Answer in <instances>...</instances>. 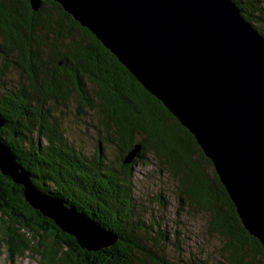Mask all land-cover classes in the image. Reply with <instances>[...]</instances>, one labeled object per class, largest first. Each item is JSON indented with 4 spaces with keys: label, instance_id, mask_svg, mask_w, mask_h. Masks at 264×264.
<instances>
[{
    "label": "trees",
    "instance_id": "obj_1",
    "mask_svg": "<svg viewBox=\"0 0 264 264\" xmlns=\"http://www.w3.org/2000/svg\"><path fill=\"white\" fill-rule=\"evenodd\" d=\"M232 2L264 37V0ZM72 92L79 112L102 116L97 133L106 135L99 144L115 147L114 163L107 162L101 145L90 157L76 151L52 116L53 107L65 106ZM0 119V142L36 190L75 207L116 239L98 252L81 249L31 208L22 186L0 172V217L9 220L2 232L11 257L29 251L41 264H210L203 256L192 254L183 263L170 256V250L184 251L182 218L190 208H201L208 213V233L223 242V259L264 264V248L242 227L195 138L56 2L43 1L33 11L29 0H0ZM136 146L139 151L125 163ZM147 154L177 182L172 222L163 191L136 193L134 167Z\"/></svg>",
    "mask_w": 264,
    "mask_h": 264
},
{
    "label": "water",
    "instance_id": "obj_2",
    "mask_svg": "<svg viewBox=\"0 0 264 264\" xmlns=\"http://www.w3.org/2000/svg\"><path fill=\"white\" fill-rule=\"evenodd\" d=\"M29 1L37 11L46 0ZM51 1L190 132L242 227L264 248V37L232 0ZM0 172L22 186L31 208L81 249L98 252L116 242L75 207L36 190L1 142Z\"/></svg>",
    "mask_w": 264,
    "mask_h": 264
},
{
    "label": "rangeland",
    "instance_id": "obj_3",
    "mask_svg": "<svg viewBox=\"0 0 264 264\" xmlns=\"http://www.w3.org/2000/svg\"><path fill=\"white\" fill-rule=\"evenodd\" d=\"M264 8V4L262 5ZM262 32V26H257ZM261 28V29H260ZM14 76L16 73H12ZM91 91H97L94 86H87ZM76 94L70 93L66 99L65 106L57 105L53 107L52 116H55L62 127L68 143L72 144L76 151L90 157L97 152L99 145L103 148L102 153L107 159L108 163H114L115 160V147L108 144H99L103 141L105 133H97L101 126L99 120H102V116L96 110L90 112L86 110V113L78 111V104L76 101ZM108 134L114 135L112 130H108ZM113 138V137H112ZM140 137H137L135 141H139ZM211 168H208V174L211 173ZM134 187L137 194L149 192L153 194L156 190H161L166 195L169 202L168 209L166 211L167 218L172 222L175 218L174 211L176 207L175 194L178 192L176 189L177 182L171 177L164 167L157 164L154 156L151 154L146 155V159L142 164H138L134 167ZM188 217H183L184 226L187 229V241L185 242L184 251L174 252L170 250V256L172 260L182 261L187 260L192 254L198 257H206L210 264H229L227 260L223 259L220 255L223 242L220 237L215 234H209L207 229L208 213L201 208H190ZM0 264H41L38 255L32 254V252H25L22 257L14 254L12 257L9 254V250L6 244V233H3L2 226L4 221L8 225V218L5 216L0 217ZM4 227V226H3ZM16 228V227H14ZM6 232V231H5ZM22 233V231H19ZM35 244V242H34ZM65 250H62L64 252ZM65 256L64 254L62 255ZM65 259V258H63ZM64 264V263H60ZM184 264V263H183Z\"/></svg>",
    "mask_w": 264,
    "mask_h": 264
}]
</instances>
